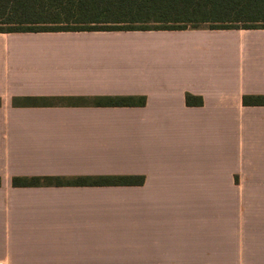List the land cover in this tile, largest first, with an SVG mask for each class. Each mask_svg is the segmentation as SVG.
Masks as SVG:
<instances>
[{"label":"crops","instance_id":"1","mask_svg":"<svg viewBox=\"0 0 264 264\" xmlns=\"http://www.w3.org/2000/svg\"><path fill=\"white\" fill-rule=\"evenodd\" d=\"M248 95H264V29L0 33V264H264ZM108 96L145 101L92 104ZM99 175L143 180L11 184Z\"/></svg>","mask_w":264,"mask_h":264},{"label":"trees","instance_id":"2","mask_svg":"<svg viewBox=\"0 0 264 264\" xmlns=\"http://www.w3.org/2000/svg\"><path fill=\"white\" fill-rule=\"evenodd\" d=\"M242 23L239 26L237 24ZM209 24V29H264V0H0V33L182 30ZM144 97L94 99V106H141ZM187 105H201L187 95ZM243 105H264V95L242 97ZM131 175L14 177L15 187L132 186Z\"/></svg>","mask_w":264,"mask_h":264},{"label":"rangeland","instance_id":"3","mask_svg":"<svg viewBox=\"0 0 264 264\" xmlns=\"http://www.w3.org/2000/svg\"><path fill=\"white\" fill-rule=\"evenodd\" d=\"M237 25H239V26H241V25H243L242 23H239V24H237ZM199 27H208L209 26V24H200V25H198Z\"/></svg>","mask_w":264,"mask_h":264}]
</instances>
